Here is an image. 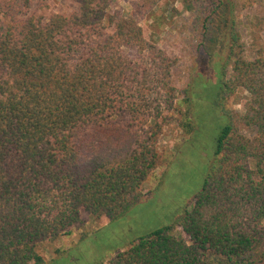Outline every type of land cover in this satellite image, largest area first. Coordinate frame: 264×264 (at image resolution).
<instances>
[{"label": "trees", "instance_id": "16d2710c", "mask_svg": "<svg viewBox=\"0 0 264 264\" xmlns=\"http://www.w3.org/2000/svg\"><path fill=\"white\" fill-rule=\"evenodd\" d=\"M66 1L59 12L46 0H0V264H46L44 244L140 200L178 96V58L140 22L178 3L170 14L192 11L207 30L223 5L129 0L126 16L116 0ZM254 1L264 8L231 4ZM253 27L255 57L237 55L233 38L223 83L250 102L229 114L180 236L158 229L107 264H264V44Z\"/></svg>", "mask_w": 264, "mask_h": 264}, {"label": "rangeland", "instance_id": "374dc122", "mask_svg": "<svg viewBox=\"0 0 264 264\" xmlns=\"http://www.w3.org/2000/svg\"><path fill=\"white\" fill-rule=\"evenodd\" d=\"M46 1L59 12L68 7L66 0ZM231 3L223 0L207 21V30L201 25L203 19H197L192 11L170 14L178 3H166L155 10L153 18L140 22L155 43L178 58L175 110L169 113L157 142L162 162L145 182L140 200L120 218L88 219L70 234L44 244L41 253L46 264H107L115 253L158 229L170 228L173 235L180 236L178 222L191 210L218 159L217 139L229 123V114L242 113L251 99L247 93L224 88L231 76L233 38L234 52L248 60L255 57L253 25L264 44V8L254 1L239 11ZM114 5L126 16L132 10L129 0H116ZM128 53L136 55L138 51ZM237 104L243 106L241 110ZM241 133L252 137L254 130L242 129ZM209 260L220 261L213 256Z\"/></svg>", "mask_w": 264, "mask_h": 264}, {"label": "clouds", "instance_id": "9594fccd", "mask_svg": "<svg viewBox=\"0 0 264 264\" xmlns=\"http://www.w3.org/2000/svg\"><path fill=\"white\" fill-rule=\"evenodd\" d=\"M235 107H236L238 110H241L243 106L240 105V104H237Z\"/></svg>", "mask_w": 264, "mask_h": 264}]
</instances>
